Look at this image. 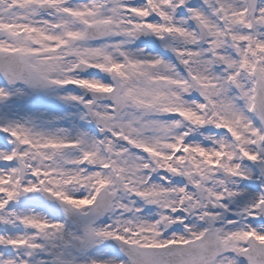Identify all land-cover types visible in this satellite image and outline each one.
Masks as SVG:
<instances>
[{
  "label": "snow or ice",
  "instance_id": "6c2138e0",
  "mask_svg": "<svg viewBox=\"0 0 264 264\" xmlns=\"http://www.w3.org/2000/svg\"><path fill=\"white\" fill-rule=\"evenodd\" d=\"M0 264H264V0H0Z\"/></svg>",
  "mask_w": 264,
  "mask_h": 264
}]
</instances>
